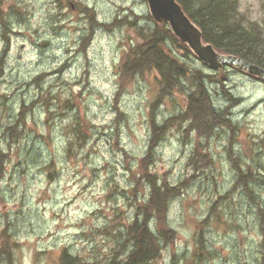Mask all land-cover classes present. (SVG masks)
I'll use <instances>...</instances> for the list:
<instances>
[{
  "label": "rangeland",
  "instance_id": "obj_1",
  "mask_svg": "<svg viewBox=\"0 0 264 264\" xmlns=\"http://www.w3.org/2000/svg\"><path fill=\"white\" fill-rule=\"evenodd\" d=\"M239 8L264 31V0H239ZM155 23L147 0H0V152L7 156L0 232L7 227L18 244L16 264H59L64 249L87 264H108L124 227L138 222L156 232L155 220H145L128 192L150 149L152 118L164 126L186 110L195 71L232 128L224 123L199 137L189 121L174 119L154 149L150 174L180 187L177 195L158 185L176 238L156 264H259L264 81L213 70L169 41L171 56L195 70L181 78L185 91L155 105V72L121 89L124 56ZM23 105L30 110L18 128ZM241 172L245 183L238 184ZM139 187L147 202L150 187L145 181ZM129 239L120 238L128 255Z\"/></svg>",
  "mask_w": 264,
  "mask_h": 264
},
{
  "label": "trees",
  "instance_id": "obj_2",
  "mask_svg": "<svg viewBox=\"0 0 264 264\" xmlns=\"http://www.w3.org/2000/svg\"><path fill=\"white\" fill-rule=\"evenodd\" d=\"M177 1L201 30L205 43L212 44L219 53L237 56L264 69V31L259 27L258 23L250 25V21H245L239 8V0ZM129 22L128 24L131 26L137 23ZM155 24L156 28L151 31L148 37L144 36L143 42L134 47H129L121 64L119 77L120 88L124 89L127 82H130L135 76L155 72L158 75V79H156L158 95L155 103L157 105L171 96L175 90L179 92L185 91L184 86L181 84V78L185 77L187 79L188 72L195 70L191 71L181 59L171 56L168 42L177 43L179 48H182L190 56L192 52L188 46L173 34L166 22H156ZM192 76H194L195 89L191 92L188 91L190 93L187 96L186 110L180 116L178 115V117L174 118L176 119L175 121H189L188 128L195 131L199 137L210 136L215 128L224 125V123L229 128H232V121L228 118L229 116L225 114V118L215 108L205 80L202 78V76L204 77L202 71H195ZM207 78L213 80L214 77L209 75ZM69 104L71 107L74 105L70 100L65 102V106ZM74 108L76 107L74 106ZM21 110L17 122L18 128H22L19 125H26L24 116L26 111L30 109L23 105ZM174 119L169 120L164 126H158L152 118L153 139L151 140L150 149L147 157L140 164L137 173L139 176L136 175L138 178H135L136 186L134 185L133 189L128 192L129 195L132 194L134 203L137 205L138 211L144 215L145 220L147 222L155 220L154 229L156 232L151 227H144L142 225L140 227L138 222L134 224L130 223L124 227L125 229L123 228L121 231L123 233L115 237L113 257L108 264H156L162 257L164 246L173 244L176 238L175 231L168 223L169 210L167 200L164 201V199L158 196V185L171 190L177 195L180 193V187L171 188L166 181L161 183L156 175L150 174L148 168V165L154 161L152 157L154 149L159 146L168 126L175 122L173 121ZM24 131L22 129L21 136L24 134ZM81 132H83V127L78 120L74 125L73 134L77 135V133ZM198 146L201 145L198 143ZM6 157L3 152H0V180L4 177V164L2 163ZM245 177L246 175L241 172L238 184L245 183ZM141 181L147 182L150 187V197L147 202H144L141 198L143 191L141 193L137 191L140 188ZM136 233L138 234L137 237ZM124 234L130 238L127 240V242H130L131 249L133 250L130 255L125 251L127 243H122L120 240ZM170 238L172 242L168 243L167 240ZM17 247L18 244L12 238L8 228L5 227L0 232V259H2L3 264H16L15 251ZM59 264L87 263L78 255H74L68 249H64L60 254ZM259 264H264V241L261 243Z\"/></svg>",
  "mask_w": 264,
  "mask_h": 264
},
{
  "label": "water",
  "instance_id": "obj_3",
  "mask_svg": "<svg viewBox=\"0 0 264 264\" xmlns=\"http://www.w3.org/2000/svg\"><path fill=\"white\" fill-rule=\"evenodd\" d=\"M152 17L167 22L175 36L187 44L194 54L213 70L230 67L264 80V69L241 58L219 54L212 45H205L200 29L185 14L177 0H147Z\"/></svg>",
  "mask_w": 264,
  "mask_h": 264
},
{
  "label": "bare ground",
  "instance_id": "obj_4",
  "mask_svg": "<svg viewBox=\"0 0 264 264\" xmlns=\"http://www.w3.org/2000/svg\"><path fill=\"white\" fill-rule=\"evenodd\" d=\"M185 14H186V12H185ZM186 15L188 16V14H186ZM182 78H183V77H182ZM200 119H201V118H200ZM162 188H163V187H162ZM162 188H161V189H162ZM155 190H156V189H155ZM155 190H154V191H155ZM163 190H164L165 192L168 193V190H166V189H164V188H163ZM161 192H162V191H161ZM156 195H157V194H156ZM174 197H175V196H174ZM174 197H172V199H173ZM164 198H165V197H164ZM164 198H163V199H164ZM161 201H162V200H161ZM167 202H168V201H167ZM142 225H143L144 227H145V226H146V227H149L148 225H145V224H142ZM140 227H141V226H140ZM149 229H150V228H149ZM156 239L158 240L157 237H156ZM132 252H133V250H132ZM148 258H149V257H148Z\"/></svg>",
  "mask_w": 264,
  "mask_h": 264
}]
</instances>
